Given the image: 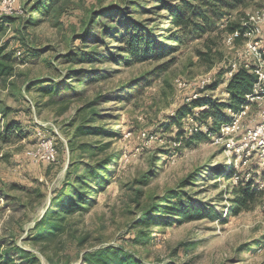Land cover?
Returning a JSON list of instances; mask_svg holds the SVG:
<instances>
[{"label":"rangeland","instance_id":"374dc122","mask_svg":"<svg viewBox=\"0 0 264 264\" xmlns=\"http://www.w3.org/2000/svg\"><path fill=\"white\" fill-rule=\"evenodd\" d=\"M35 2L16 0L8 12L14 21L3 24L0 31V47L12 56L10 77H0V133L9 121L19 126L7 142L0 139V240L14 242L40 264H84L86 252L105 247L122 248L143 264H264V145L255 148L251 141L240 156L226 151L222 140L187 146L174 139L182 131L171 124V117L197 96L224 102L227 95L221 72L234 62H252L248 44L255 40L264 44V34L228 44V36L212 33L188 43L162 60L175 57L150 87L125 101L123 87L153 69L154 62L128 66L77 62L74 53L107 49L93 47L91 42L85 45L84 35L89 21L113 8L131 13L136 20H148L167 36L170 27L162 5L151 0H62L42 17L32 13ZM132 2L140 6L135 10ZM263 2L250 0L242 14L258 11ZM153 6L156 11L150 12ZM242 17L241 13L232 15L236 21ZM224 25L219 24L218 30ZM208 38L214 42L208 43L211 51L206 48ZM82 68L118 72L89 87H76L68 79L69 72ZM218 78V87L202 95L201 87ZM48 89L51 91L44 94ZM81 89L85 92L77 96ZM65 90L73 97L62 100L60 94ZM97 96L100 101L87 107ZM203 109L195 107L192 113L197 115ZM225 113L230 115L228 109ZM242 120L243 132L262 125L264 100L250 106ZM183 122L186 134L181 136L189 138L190 128L196 124L188 117ZM80 125L104 131L75 138ZM48 140L56 151L54 162L42 158ZM83 145L87 150L78 149ZM90 148L96 155H91ZM111 156L117 159L109 170L113 173L110 183L96 190L88 209L65 218L66 228L53 242L32 243L34 227L51 209L56 191L73 182L87 166ZM231 167L239 179L253 180L260 193L249 210L235 215L230 199L238 182L216 175ZM150 170L155 173L142 189L138 208L131 199L138 188L133 182ZM169 193L187 196L216 211L218 217L148 229L134 225L145 208ZM177 202L181 198L171 199V204ZM139 232L149 238L137 241ZM14 260L24 264L19 256Z\"/></svg>","mask_w":264,"mask_h":264},{"label":"trees","instance_id":"16d2710c","mask_svg":"<svg viewBox=\"0 0 264 264\" xmlns=\"http://www.w3.org/2000/svg\"><path fill=\"white\" fill-rule=\"evenodd\" d=\"M59 1L62 0H42V2L36 0L32 13L43 17ZM249 2L250 0H176L171 2L170 0H151L152 4H161V10L166 11L165 20L170 27L167 36L157 31L156 27L149 25L148 20H136L131 13L113 8L114 10L104 11L96 19L93 18V20L89 21V30L84 35L85 45L91 42L93 47L107 46V49L103 51L94 49L89 52L80 50L79 53L78 51L74 53V57L79 58L77 62H82L83 60L90 63L98 61L100 63H112L116 66H128L146 61L154 62L156 65L153 69L123 87L125 92L123 99L130 101L141 95L146 88L150 87L155 80L165 73L174 63L175 57H171L167 61L162 60L176 53L179 48L184 47L188 43L200 40L207 35L210 36L212 33H217L223 37L222 34L228 36L234 32L239 33V37L235 39V42L241 41L243 39L242 35L247 30L241 21L245 16L241 11ZM132 3L135 4V10L140 6L136 5V2ZM150 9H152L150 12L156 11L154 6ZM135 13L136 11L133 12V15ZM240 13L243 17L237 21L233 20L232 15ZM105 15L108 16L104 17ZM13 18L10 15L0 13V31L3 24L12 23L14 21ZM222 22H225V25L218 30L217 27ZM111 38L114 41H111ZM209 40H206V48L211 51L208 43L214 42ZM198 54L200 56H208V54L202 52ZM11 57L10 53L4 52L3 48L0 47V77H3V79L10 77L12 73ZM227 71V69L223 70L221 77ZM116 72L118 71L114 70L109 73L105 70L72 69L69 72L68 79L76 83V87H81L82 85L89 87L94 82L111 77ZM218 79L207 85L202 91V95L205 91H214L221 82L220 78ZM255 82V75L247 68L239 66L225 83L223 92L227 94V99L224 102L200 96L178 110L174 117H171V124L177 125L179 130L182 131L177 133L174 139L179 141V143L184 142L187 146H192L202 140H210V134L217 133L221 124L230 121L232 116H228L225 110L228 109L236 113L246 105V96L251 93ZM57 89L59 90V88ZM50 91L48 89L43 93L48 94ZM83 92L85 90L81 89L77 92V96H81ZM71 97H73L72 94L67 90L60 94L62 100H68ZM100 97L97 96L95 100L87 103V107L95 105L100 101ZM195 107H203L204 109L194 115L192 109ZM186 117L194 121L198 127H204L206 132L199 130V128L193 130L191 126L190 137L183 138L186 134L183 119ZM17 129H19V126L16 122H7L0 133V139L7 142L9 137L13 136L11 133ZM102 131L104 130L100 127L90 128L80 125L76 129L74 137L77 138L86 134L99 135ZM104 148H99L100 152ZM78 149L87 150L86 145L79 146ZM89 151L91 155H96L92 153V151H96L93 148H90ZM116 159L114 156L106 157L87 166L84 172L77 176L73 182H68L59 188L52 198L51 209L36 223L34 233L30 236V241L32 243L40 241L51 243L61 235L66 228L64 219L88 209L96 195V190H102L110 183L113 173L111 174L109 170L116 162ZM154 173L153 170L147 171L133 182L138 188H134L131 199L132 203L138 208L141 207V199L144 194L142 189L148 185ZM234 174L235 172L231 168L216 172L218 177L224 178H232ZM257 189L258 185L253 180H238V184L231 190L232 198L230 203L234 215L250 209L249 205L260 194ZM174 197L181 198L182 202L171 204V199ZM217 217L218 213L216 211L205 209L204 205L202 207V205L196 204L191 198L182 196L180 193H169L160 202L158 201V204L155 203L145 208L141 212V218L134 225L148 229L152 225H167L168 223L179 225L203 218L212 219ZM143 233L139 232L137 234V241L149 238L147 234ZM15 256L21 257L24 264H40L39 259L30 254L29 251L17 246L14 242L10 243L7 240H0V264H18L14 260ZM83 261L84 264H143L129 252L119 247H105L96 251L86 252L83 255Z\"/></svg>","mask_w":264,"mask_h":264},{"label":"built area","instance_id":"2783aa9c","mask_svg":"<svg viewBox=\"0 0 264 264\" xmlns=\"http://www.w3.org/2000/svg\"><path fill=\"white\" fill-rule=\"evenodd\" d=\"M15 2L16 0H0V13L9 15L8 12L12 11V7ZM241 21L242 24L247 28L245 33L242 35L244 39L250 40L253 37H260L263 35L264 2L258 11L252 14H245ZM238 37V32L228 35L227 43H234L235 39ZM259 42L260 40H255L254 42L248 44L249 52L253 56L252 62H234L229 66L227 69L228 71L225 73L224 86L239 66L247 68L253 75H255L256 82L252 87L251 93L246 96V105H244L236 113H233L229 110V113L232 116L230 121L228 123L221 124L217 133L209 135L210 139L222 140L225 150L238 156H240V153H243L245 147L248 148L251 141H254L255 148H260V146L264 145V122L262 125L256 128H247L245 132H243L244 130L242 124V118L244 115H246L248 108L256 103H259V101L264 100V44L259 45ZM178 85L181 86L180 82H178ZM207 85L209 84L206 83L201 88L205 89ZM224 94L227 95L226 93ZM195 97L196 96H194V98ZM199 97L197 96L195 99ZM198 128L199 130L205 131L204 127H198L197 124L196 128L192 129L197 130ZM44 148L45 149L42 154V158L46 160V162H54L56 151L54 149L53 143L48 140L44 145ZM231 169L235 172L232 179L234 178V182L237 183L240 177L236 173L235 168L231 167Z\"/></svg>","mask_w":264,"mask_h":264}]
</instances>
